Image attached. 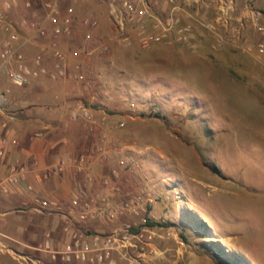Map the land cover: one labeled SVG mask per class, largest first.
Wrapping results in <instances>:
<instances>
[{
	"label": "rangeland",
	"instance_id": "obj_1",
	"mask_svg": "<svg viewBox=\"0 0 264 264\" xmlns=\"http://www.w3.org/2000/svg\"><path fill=\"white\" fill-rule=\"evenodd\" d=\"M44 1L19 0L13 17L51 29ZM249 5L262 13L263 31L255 38L246 30L248 52L230 45L212 50L215 39L198 23L196 32L194 20L190 32L145 44V36H160L153 19L119 32L107 0H76L72 33L58 46L72 73L91 86L75 78L29 86L82 101L92 119L76 122L88 123L90 140L109 152L104 175L119 167L124 190L154 198L152 246L136 264H264V53L256 50L264 42V0ZM87 17L97 22L89 42ZM24 34L32 39L28 54H45L51 66V39ZM5 77L0 73V82ZM73 132L87 137L80 126ZM132 156L137 164L120 166Z\"/></svg>",
	"mask_w": 264,
	"mask_h": 264
},
{
	"label": "built area",
	"instance_id": "obj_2",
	"mask_svg": "<svg viewBox=\"0 0 264 264\" xmlns=\"http://www.w3.org/2000/svg\"><path fill=\"white\" fill-rule=\"evenodd\" d=\"M19 0H0V63L8 81L18 88L32 85L35 81L47 78L52 82L61 79H73L86 82L91 86L84 75L72 73V62L66 52L58 46L59 38L72 33L76 0H46L43 2L46 11L47 22L51 29L43 23L29 20L28 18L15 19L13 17L15 5ZM207 0H163L165 9L158 7L159 3L151 0H107L113 22L119 32L124 31L127 25L143 26L148 19L151 20L152 29L158 31L160 36L152 33L144 37V43L155 42L160 38H167L170 32L177 35L190 32L191 21L196 22V10H201ZM210 17L199 20L198 25L206 29L215 39L212 50L217 51L222 46L230 45L240 47L249 52L250 48L244 46V33L248 27L258 32L263 31L261 27L262 13L254 10L245 0L243 8L238 7L237 0H209ZM27 7L31 6L27 2ZM157 9H161L156 15ZM64 8V9H63ZM187 8L190 11H187ZM204 8H207L205 6ZM65 10V14H63ZM248 12L245 15L243 12ZM190 12V13H189ZM149 21V20H148ZM183 22H187L184 24ZM83 25L88 29L85 40L92 39V30L96 28L97 22L87 17ZM31 30L33 37L47 40L51 39L50 66L45 54H28V46L32 39H26L24 30ZM144 35V34H143ZM46 50V49H45ZM44 49L42 51H45ZM259 53H264V42L256 46ZM79 56L78 50L74 52ZM49 59V60H48ZM74 121L89 122L92 119L91 111L79 102L72 113ZM123 126V125H121ZM41 135V134H40ZM3 144H7L4 140ZM16 145L17 141L13 140ZM4 151L0 150V157ZM94 155L104 162H108L110 154L101 146L95 148ZM89 159L86 157L74 160L61 159L51 172L62 174L68 167L76 171L87 168ZM137 164L134 156L127 160H121L120 166L129 168ZM71 165V166H70ZM121 168L113 167L110 172L100 179L103 192L93 191L95 179L89 177L82 189L72 193L66 207L59 206L55 202L35 197L34 202L39 211L55 210L66 222L65 232L67 241L61 249H54L49 240L46 241L42 251L49 254L52 259H60L63 264H120L116 258L118 254L128 264H136L141 257L146 256L145 248L152 246L153 230L150 225L156 220L153 212L154 198L149 195L134 194L124 190L119 180ZM14 168V174L10 178L11 183L20 181V177L26 174V168ZM32 190V188H30ZM109 224L114 227L107 228ZM105 225V226H104ZM103 226L104 230L98 228ZM141 248V250H139ZM138 251L139 255L133 254Z\"/></svg>",
	"mask_w": 264,
	"mask_h": 264
},
{
	"label": "crops",
	"instance_id": "obj_3",
	"mask_svg": "<svg viewBox=\"0 0 264 264\" xmlns=\"http://www.w3.org/2000/svg\"><path fill=\"white\" fill-rule=\"evenodd\" d=\"M151 1L165 9L163 0ZM210 4L207 0V8L196 10V32L200 29L198 21L206 18L202 10L208 12ZM251 30L253 37L258 38L259 32ZM0 73L5 74L1 67ZM79 102L82 101H70L34 87L18 88L8 79L0 82V150L4 151L0 157V264H63L42 249L47 240L54 249L63 247L67 241L66 222L55 210L39 211L34 199L39 197L66 207L72 193L82 189L89 177L96 180V185L91 186L95 191L106 173L105 162L94 155L98 143L90 140L88 123L72 119ZM77 126L85 129L86 138L78 140L71 135ZM81 157L89 159L87 168L76 171L68 167L62 174L51 172L61 159ZM20 167L26 168V174L19 182L11 183L14 168L18 171ZM98 187L103 192L102 186Z\"/></svg>",
	"mask_w": 264,
	"mask_h": 264
},
{
	"label": "trees",
	"instance_id": "obj_4",
	"mask_svg": "<svg viewBox=\"0 0 264 264\" xmlns=\"http://www.w3.org/2000/svg\"><path fill=\"white\" fill-rule=\"evenodd\" d=\"M210 244H214V242H210ZM232 264H238V263H236V262H233Z\"/></svg>",
	"mask_w": 264,
	"mask_h": 264
}]
</instances>
